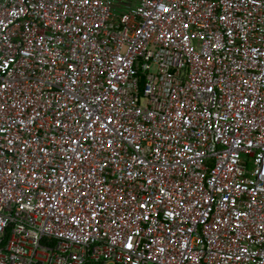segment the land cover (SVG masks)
<instances>
[{
  "label": "built area",
  "instance_id": "built-area-1",
  "mask_svg": "<svg viewBox=\"0 0 264 264\" xmlns=\"http://www.w3.org/2000/svg\"><path fill=\"white\" fill-rule=\"evenodd\" d=\"M0 264H264V0H0Z\"/></svg>",
  "mask_w": 264,
  "mask_h": 264
},
{
  "label": "rangeland",
  "instance_id": "rangeland-1",
  "mask_svg": "<svg viewBox=\"0 0 264 264\" xmlns=\"http://www.w3.org/2000/svg\"><path fill=\"white\" fill-rule=\"evenodd\" d=\"M117 11H119V9Z\"/></svg>",
  "mask_w": 264,
  "mask_h": 264
}]
</instances>
